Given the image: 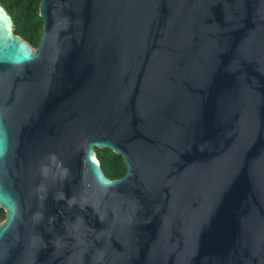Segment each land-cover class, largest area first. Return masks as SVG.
Instances as JSON below:
<instances>
[{
  "label": "water",
  "instance_id": "95a60500",
  "mask_svg": "<svg viewBox=\"0 0 264 264\" xmlns=\"http://www.w3.org/2000/svg\"><path fill=\"white\" fill-rule=\"evenodd\" d=\"M40 17L34 49L0 5V264H264V0Z\"/></svg>",
  "mask_w": 264,
  "mask_h": 264
},
{
  "label": "trees",
  "instance_id": "16d2710c",
  "mask_svg": "<svg viewBox=\"0 0 264 264\" xmlns=\"http://www.w3.org/2000/svg\"><path fill=\"white\" fill-rule=\"evenodd\" d=\"M42 0H0V5L14 21V34L38 49L43 36L44 22L40 17ZM97 158L106 177L120 180L127 173L124 159L111 150H96ZM6 212L0 208V224L6 219Z\"/></svg>",
  "mask_w": 264,
  "mask_h": 264
}]
</instances>
